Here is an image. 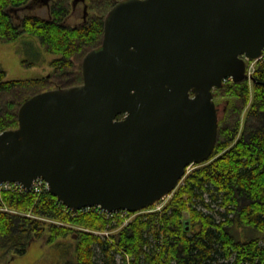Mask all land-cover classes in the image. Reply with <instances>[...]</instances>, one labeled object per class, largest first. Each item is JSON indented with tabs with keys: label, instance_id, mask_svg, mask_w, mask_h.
Wrapping results in <instances>:
<instances>
[{
	"label": "water",
	"instance_id": "obj_1",
	"mask_svg": "<svg viewBox=\"0 0 264 264\" xmlns=\"http://www.w3.org/2000/svg\"><path fill=\"white\" fill-rule=\"evenodd\" d=\"M263 51L264 0H121L83 83L32 96L0 133V182L42 177L74 210H143L210 160L213 90Z\"/></svg>",
	"mask_w": 264,
	"mask_h": 264
},
{
	"label": "trees",
	"instance_id": "obj_2",
	"mask_svg": "<svg viewBox=\"0 0 264 264\" xmlns=\"http://www.w3.org/2000/svg\"><path fill=\"white\" fill-rule=\"evenodd\" d=\"M37 1L0 0V40L29 34L55 55L45 77L10 79L0 63V133L19 127V110L32 96L83 83L84 57L102 45L105 19L121 0H93L91 14L77 25L66 23L70 0H57L48 18L19 17ZM251 78L252 89L248 77L217 88L233 104L219 120L212 157L187 171L161 210L103 234L124 219L93 210L74 214L49 191L6 190L0 207L10 210L0 209L1 246L24 254L29 240L48 232L49 243L75 238L63 249L67 255L73 247L74 254L64 264H264V59Z\"/></svg>",
	"mask_w": 264,
	"mask_h": 264
},
{
	"label": "rangeland",
	"instance_id": "obj_3",
	"mask_svg": "<svg viewBox=\"0 0 264 264\" xmlns=\"http://www.w3.org/2000/svg\"><path fill=\"white\" fill-rule=\"evenodd\" d=\"M57 0L37 1L30 4L26 8L19 10V17L26 15H38L44 18L50 16V7ZM71 1V14L67 17L66 23L71 25H77L83 22L90 11L93 0H70ZM50 2V5L48 3ZM90 13V12H89ZM91 14V13H90ZM89 14V15H90ZM40 50V53L35 50V47ZM55 57V55L47 53L43 50L40 45L39 40L35 36L25 34L14 42H3L0 40V63L5 67L8 72V78L10 79H27V78H37L45 77L53 71L50 62ZM264 59V58H263ZM249 60L247 59L248 71H251V75L254 74L258 67L259 61L263 60ZM26 60V61H25ZM36 63L30 64L31 61ZM252 77V76H251ZM248 78V83L250 88L253 87L252 78ZM228 81H233L232 79H227L224 83ZM217 91V88L214 90ZM4 101H8L9 97H4ZM216 104L219 108V120L224 119L232 107L231 98L224 97L218 94L214 97ZM249 106H247L242 114L241 127L244 124L246 112ZM195 165L189 166V170H193ZM173 193L164 196L161 200L151 205L149 208L137 212L136 214H125L124 223L122 226L116 228L113 231H107L103 234H111L120 231L124 225H127L134 217L140 213L158 211L161 210L165 204L171 199ZM4 203V201L2 202ZM4 205V204H3ZM1 205L0 209L10 210L8 207ZM49 234L46 232L41 238H34L27 242L26 252L24 254H19L14 249H7L0 244V264H64L67 257L72 258L73 251L72 248L67 255H64L63 249L66 243H75V238L71 235L67 238H60L56 242H48Z\"/></svg>",
	"mask_w": 264,
	"mask_h": 264
},
{
	"label": "built area",
	"instance_id": "obj_4",
	"mask_svg": "<svg viewBox=\"0 0 264 264\" xmlns=\"http://www.w3.org/2000/svg\"><path fill=\"white\" fill-rule=\"evenodd\" d=\"M264 58V51H263V54L260 58L256 59V60H260V59H263ZM251 71H248L247 69V75H248V78L251 77L252 73H250ZM187 171H189V167L187 169ZM11 189H16V190H30V191H35V192H38V193H42V192H45V191H49V185L47 183V181L42 178V177H38L37 179L34 180L33 182V186L31 188H26L22 183L20 182H16V181H3V182H0V204H2L3 202V193L4 191L6 190H11ZM171 194V193H170ZM168 194V195H170ZM167 196V195H166ZM161 200V199H160ZM155 204V203H154ZM150 207V206H149ZM147 207V208H149ZM145 208V209H147ZM95 211L96 213L102 215V214H106L107 216H119V217H125V214H130V211L129 210H126V209H120V210H116V211H112V212H108V211H105L103 210L100 206H86V207H83L79 210H74V209H71L69 208V211L76 214L78 212H87V211ZM144 210V209H143ZM142 210L140 211H137V212H141ZM137 212H133L134 214H136Z\"/></svg>",
	"mask_w": 264,
	"mask_h": 264
}]
</instances>
